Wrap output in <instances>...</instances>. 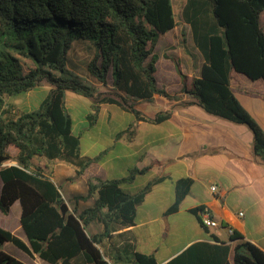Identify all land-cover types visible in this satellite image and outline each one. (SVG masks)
I'll use <instances>...</instances> for the list:
<instances>
[{"label": "trees", "instance_id": "trees-1", "mask_svg": "<svg viewBox=\"0 0 264 264\" xmlns=\"http://www.w3.org/2000/svg\"><path fill=\"white\" fill-rule=\"evenodd\" d=\"M263 10L264 0H186L182 18L204 58L200 75L192 77L188 86L178 61L171 57L177 55L171 50L177 49L171 0H0V211L7 214L19 201V224L27 240L0 226V264H27L2 248L7 242L49 264H158L153 254L134 251L130 257H106L102 248L112 227L134 223L136 207L156 179L135 193L123 190L121 182L149 167L132 168L119 179L89 181L85 194L66 199L32 159L66 160L75 166V176L92 161L80 155L79 134L73 131L66 104L69 91L94 99L93 111L87 115L90 125L103 101L118 103L149 121L168 118L169 111L148 118L133 104L151 101L155 93L176 97L159 88L155 77L154 49L158 39L167 36L164 55L174 61L182 91L193 95L207 112L246 124L253 133L254 150L264 157V130L230 87L232 74L264 83ZM74 40L88 41L96 49L86 64L90 81L66 68ZM109 76L110 89L119 100L103 95L95 85L107 86ZM43 80L51 88L39 109L9 115L4 96L26 93ZM10 159L15 163L3 164ZM190 185L187 177L176 181L167 213L178 209ZM89 199L92 204L78 210L77 203ZM203 210L191 209L200 223ZM91 223H98L101 230L89 233ZM181 259L182 254L166 264H181ZM192 264H264V251L240 241L230 261Z\"/></svg>", "mask_w": 264, "mask_h": 264}, {"label": "crops", "instance_id": "crops-1", "mask_svg": "<svg viewBox=\"0 0 264 264\" xmlns=\"http://www.w3.org/2000/svg\"><path fill=\"white\" fill-rule=\"evenodd\" d=\"M185 3L182 0V8ZM175 36L177 49L171 50L177 53L181 73L189 86L191 78L200 75L204 58L187 22L177 23ZM163 57H157L155 62L157 86L176 97L155 93L151 101L137 100L133 104L148 118L159 111H169L168 118L149 121L136 117L118 103L103 101L90 125L89 111L80 120H74L72 113L78 104L88 107L93 98L69 91L66 104L73 131L79 134L80 155L92 161L80 176H75V166L63 159L33 158V164L51 177L66 199L85 194L89 181L119 179L132 168L149 167L120 184L123 190L135 193L156 179L137 205L134 223L112 227L109 237L103 239L106 257H113L114 253L130 257L138 251L153 254L158 264H166L180 254L181 264L222 262L224 258L231 260L234 246L240 241H248L264 251V157L253 148L251 129L244 123L207 112L193 95L182 91V79L174 61L170 56ZM105 87L109 92L103 95L119 100L110 84L97 89L103 92ZM230 87L264 130V83L232 74ZM83 138L87 140L84 146ZM186 177L191 179L189 191L178 209L167 213L175 197L176 181ZM211 185H215V191H211ZM16 202L19 203L15 200L13 204ZM91 204L89 199L79 201L76 207L82 210ZM195 207L207 209L220 225L203 226L191 212ZM91 224L89 233L101 230L98 223Z\"/></svg>", "mask_w": 264, "mask_h": 264}, {"label": "rangeland", "instance_id": "rangeland-1", "mask_svg": "<svg viewBox=\"0 0 264 264\" xmlns=\"http://www.w3.org/2000/svg\"><path fill=\"white\" fill-rule=\"evenodd\" d=\"M171 3L174 6V16L177 20V23H182L183 21L182 7H181L182 0H171ZM260 24L264 29V10L260 14ZM166 38H168V36L160 37L156 43L154 53H155V57H159V59L164 58L163 54L165 50L164 44L165 41L167 40ZM95 52L96 49L90 42L82 41V40H74L71 44L70 49L66 54V68L68 70V73L71 75H78L79 77L87 79V81H90L91 77L87 72L86 64L90 59L93 58ZM188 54H190V56L192 55L191 53ZM171 57L174 58L175 61L177 60V57L175 55H171ZM107 81L109 84L110 76L108 77ZM95 85L97 87L100 86L98 84ZM50 88L51 85L47 81L43 80L41 81L40 85L30 90L28 93H22L16 96H4L5 104L9 107V115L17 116V114L21 111L38 110L41 102L48 95ZM104 89L105 90L103 92L102 91L100 92L103 94L109 92L108 88L105 87ZM78 94L82 96V94L80 93ZM92 103L93 101L90 102L88 107L83 104H78L75 108L74 113H72L74 120L76 119L80 120L84 112L87 111L92 112L93 111V107L91 106ZM86 142L87 140L83 138L82 141L83 146L86 144ZM9 152L11 153V155H14L15 150L12 147H10ZM12 162L15 161L10 159L5 161L3 164L8 165V164H12ZM19 215H20V205L18 202H16L10 207V210L7 214H3L2 212H0V219L2 217L7 218L4 220V222H1L0 220V226H2L7 230H10L11 232H13L14 234L21 237L24 241L27 242L25 235L19 224ZM2 248L27 264H49L47 261L42 260L37 255L34 254L29 255L23 252L21 249H19L11 242H7L3 244ZM112 256H115V253Z\"/></svg>", "mask_w": 264, "mask_h": 264}, {"label": "built area", "instance_id": "built-area-1", "mask_svg": "<svg viewBox=\"0 0 264 264\" xmlns=\"http://www.w3.org/2000/svg\"><path fill=\"white\" fill-rule=\"evenodd\" d=\"M211 191H215L216 187L215 185L210 186ZM239 215H243L242 211H239ZM201 224L205 227H218L220 223L218 222L217 219L212 217L210 212L207 209H204L201 213ZM229 234H232L233 230L231 228H228Z\"/></svg>", "mask_w": 264, "mask_h": 264}]
</instances>
